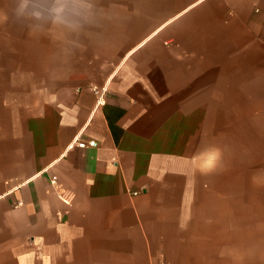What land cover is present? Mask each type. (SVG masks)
I'll use <instances>...</instances> for the list:
<instances>
[{"label": "crops", "instance_id": "1", "mask_svg": "<svg viewBox=\"0 0 264 264\" xmlns=\"http://www.w3.org/2000/svg\"><path fill=\"white\" fill-rule=\"evenodd\" d=\"M51 6L0 0V264H264V0Z\"/></svg>", "mask_w": 264, "mask_h": 264}, {"label": "clouds", "instance_id": "2", "mask_svg": "<svg viewBox=\"0 0 264 264\" xmlns=\"http://www.w3.org/2000/svg\"><path fill=\"white\" fill-rule=\"evenodd\" d=\"M83 2L84 0H51L49 15L52 22L75 27L76 21L73 18L81 15L79 6Z\"/></svg>", "mask_w": 264, "mask_h": 264}, {"label": "built area", "instance_id": "3", "mask_svg": "<svg viewBox=\"0 0 264 264\" xmlns=\"http://www.w3.org/2000/svg\"><path fill=\"white\" fill-rule=\"evenodd\" d=\"M93 89H94V93L98 97V103H100L102 101V99H103L105 88L104 87H101V88L94 87ZM96 145H97V142L95 140H88V141H80V142H78V146H80V147H85V146L94 147ZM64 202L68 203V200L64 199ZM21 203L22 202L19 201L17 204H21ZM153 264H166V263L164 262V260H158L157 262H155Z\"/></svg>", "mask_w": 264, "mask_h": 264}, {"label": "rangeland", "instance_id": "4", "mask_svg": "<svg viewBox=\"0 0 264 264\" xmlns=\"http://www.w3.org/2000/svg\"><path fill=\"white\" fill-rule=\"evenodd\" d=\"M215 157H216V162L221 163L222 156L221 155H215ZM244 173H246V175H247L246 177L248 179H255L257 184L259 182H264V170L247 171V172H244ZM216 175L221 178V175H222L221 170H219V171L216 170ZM262 189H264V187H262V188L258 187L257 188V190H262Z\"/></svg>", "mask_w": 264, "mask_h": 264}]
</instances>
